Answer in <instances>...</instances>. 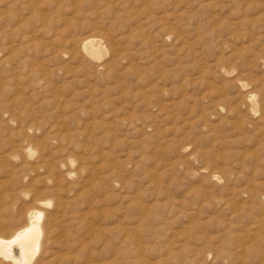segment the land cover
I'll return each instance as SVG.
<instances>
[{
    "label": "rangeland",
    "instance_id": "1",
    "mask_svg": "<svg viewBox=\"0 0 264 264\" xmlns=\"http://www.w3.org/2000/svg\"><path fill=\"white\" fill-rule=\"evenodd\" d=\"M6 155L32 264H264V0H0Z\"/></svg>",
    "mask_w": 264,
    "mask_h": 264
},
{
    "label": "bare ground",
    "instance_id": "2",
    "mask_svg": "<svg viewBox=\"0 0 264 264\" xmlns=\"http://www.w3.org/2000/svg\"><path fill=\"white\" fill-rule=\"evenodd\" d=\"M92 43H93V40H87L84 43V48H86L88 45H92ZM249 98H250V100H252V98H253L252 93H249ZM30 129H33V128L30 127ZM30 132H31V130H30ZM33 152L34 151L30 148V146H28L27 148L20 149V151L16 154H8V157L14 156V157H18L19 159L20 158L25 159L27 157L28 158L32 157ZM6 158H7V155L4 156L3 158L0 157V164L1 163L3 164L4 162H6L5 161ZM71 164H72V162H71ZM72 173L73 172L70 169H68L66 171L65 176L70 177ZM19 183H20V181H18L17 184H19ZM19 192H21V191H19ZM14 193H16V192H14ZM20 195H18V196H20ZM27 195H25V193H24V196H26V198H27ZM24 196H23V198H24ZM9 197L11 198L12 196H9ZM20 199H22V196H20ZM38 204L42 205V207H43V205L48 206L49 202L45 201V203L43 202V203H38ZM38 204H37V207H38ZM14 206H15V204H14ZM32 207H34V206H32ZM32 207H31V209H32ZM28 211L29 210H27V212ZM45 217H47V215ZM45 217H44V212L42 210L33 209L32 211L28 212V214L24 215V219H23L24 224L21 225L20 223H18L16 230L13 231L12 233H10L8 236H3V235L1 236L0 235V262L6 263V264H32L34 258L36 257L37 253L39 252V250L41 248L43 238L46 237L47 233H49V232H46L47 228L45 229V225H43ZM48 221L46 220V222H48ZM3 228H5L4 225H3ZM48 230H50V229H48ZM51 233H53V232H51ZM47 241H49V240H47ZM47 244H48V242H47Z\"/></svg>",
    "mask_w": 264,
    "mask_h": 264
}]
</instances>
